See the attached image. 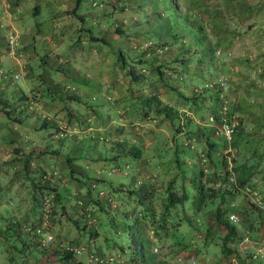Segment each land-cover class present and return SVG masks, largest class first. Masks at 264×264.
Masks as SVG:
<instances>
[{
    "label": "rangeland",
    "instance_id": "1",
    "mask_svg": "<svg viewBox=\"0 0 264 264\" xmlns=\"http://www.w3.org/2000/svg\"><path fill=\"white\" fill-rule=\"evenodd\" d=\"M99 1L102 0H95V2ZM113 1L117 2L119 5L121 2H124V4H130L129 14L131 18L129 21H131V23L142 21V26H140L139 23V26L131 24L130 26L128 25L127 27L122 28V32L114 33L113 28L115 24L113 22L117 23V20L122 16L120 13L121 9H116L112 15L109 14L105 18H101V22L104 24V29L108 28L110 24H113V28H111V26L110 28L116 36L118 34L116 39L118 38L119 40L124 41L125 45H127V54L124 55L125 60L132 66L135 72H138L140 68H144V71L142 72L145 76L138 82L137 80H132L131 75L127 73V66L120 68L114 59H112L109 51L107 58H104L105 55L102 58H99V70L97 75L92 78V81H96V83H94L92 89L91 87H86L89 91L85 97L83 96L84 101L69 102L72 104L74 110H81L80 113L83 117L82 121L86 123V126L83 127L84 122L79 123V121L76 120L75 123H73L74 126L71 128L66 127V125L63 126L64 124L62 125V127H65L67 130L65 131V134L61 133L62 135L60 134L61 136H59V138L54 137V141H50V139L47 138L48 145L51 148L55 147L60 156H67L68 154V157H70L72 152L75 153L81 151L80 155L76 153L78 158L77 156H72V162L76 163L77 166L72 165L71 168L75 171L77 170L76 172H79L77 175L85 177V179H83L89 183L91 180L87 177H90L93 173L97 174L100 178L98 182L92 181L93 185L90 184L89 187H87V185L81 183L82 181L79 182L75 180L69 172V166H65L62 163L53 167L55 173V178L53 177V180L56 181V183L54 182L56 184L55 189H57V192L61 197L55 196V194H52L53 192L50 191L52 193L48 194L40 202V209L42 211L39 215L18 214V209L20 212L24 209L29 210L28 207L31 205L30 195L33 191L29 187L31 184L30 181L34 179L37 180L39 177L35 176L34 173L30 174V176L28 175V177H22L20 172L17 173V175L15 171L13 172V166L6 165L4 167V169L7 170V173L0 174V264H14L18 259L16 249L13 248L17 241L13 238L12 232L6 228L8 221L15 216L20 219L19 222H21V224L24 223V225L28 226L36 221L35 226L38 232V237L35 238L39 239L40 245L48 248V251L44 252L42 255H39V252L35 249L30 251L25 249L26 258H24L20 264H65L57 259V252H61L63 247L78 249L77 251L72 249L75 254L66 264H128L126 263V259L129 255V249L126 246L128 236L127 233L124 232L127 225L126 221L130 217L133 218L135 214L139 213L140 205L137 204L135 195L132 194L128 196L123 189L120 190L113 187L120 184L122 188L133 189L134 193L139 189L149 191L151 188L160 191L168 177H170L175 170L171 164L170 155L175 143H179L178 141H180L183 143L182 145H189L188 149L193 153L192 155H196L195 151H201L203 153L205 151L204 144H201V141L204 140L202 134H185V127L182 128L181 126L182 132H177L174 134V137H171L168 125L165 124L162 115H157L155 110L151 108L152 103H149L150 107L146 109L147 115H143L135 108L138 107L140 103H133L136 99H132L131 101L128 97V92L129 95L136 97L139 93H143L146 96L151 94L152 91H156V93H159V96L163 101L166 103H172L171 101H173L174 97L172 96L174 95V92L171 87H179L180 89H178V91H183L185 94L191 95V90L195 89V85L199 83V80L196 78L194 79L193 75L196 74L200 67H197L196 65L197 69L194 74L192 73L195 69L193 60L194 56L192 54L188 55L192 57L191 61L187 63L188 71L190 73L188 79H185V77L181 79L178 77L179 79H177L176 75H171V70L166 69L164 65L172 59L173 54L175 53H178V57H182L185 50V48L182 49V47L188 46L192 48L197 42H199L195 37L199 33L201 34L203 31L202 29L206 26L203 19V14L206 13L202 7L203 4H199V0H165L166 3L164 0ZM209 3L206 5H210V8L213 7L218 10L217 6L222 2L221 0H209ZM97 4L98 3H96V5H90L88 0H81L77 10L78 12L85 10L86 8L97 10ZM9 5L10 3L7 1H4L3 4L0 3V13L1 11H5ZM121 7L124 8V6ZM158 12L160 13V16H157ZM158 17L164 18V20L161 21L160 26L162 27V34L166 36L165 38L154 36L156 34L155 30H159V28L154 26L156 22L158 23ZM167 17H169L170 20L167 19ZM144 19H147V21ZM65 20L66 21L63 24L64 33L62 39L64 43H67L70 41L72 34L75 33L76 25L80 24V22L77 18L72 16H67V19L65 18ZM83 21L92 32L98 34V27L97 25H94L95 23H93L89 16H84ZM199 23L201 24L200 30L199 28H196ZM233 23L236 24L235 22H231L230 26L234 29L235 26H233ZM215 24L216 23L212 22V27ZM191 27H194L197 30L189 32V28ZM80 28L83 29L81 26ZM53 29H55L54 31L58 29L61 30V26L56 27L55 24H53ZM146 31H148L147 34ZM10 34L11 33H7L6 37ZM145 34L154 39L153 42L148 43L147 46L144 45ZM38 37L39 35L34 34L35 48L37 52L39 51V47L36 45L40 41ZM116 39L108 38L106 41L107 46L112 49L114 46H118L119 44L116 43ZM172 39H176L180 46H175L174 49H170L169 46H171ZM74 41L75 40H73L67 47L66 44L63 43L61 52L71 56L68 51L72 47ZM157 43H162V47L160 48V45ZM97 46H99V50L101 51L107 49L101 42H98ZM154 46H156V48ZM144 48L146 50H152L153 53L145 56ZM154 49L157 50L155 51ZM123 54L125 53L123 52ZM185 54L187 55V52H185ZM216 54H218L221 59H224V61L225 59L227 60L230 58L229 55L231 56V54L223 56L220 52H216ZM98 55L99 53L97 56ZM225 64L228 65L224 62V65ZM31 65L35 78H32L29 84H36L38 82L36 78L38 72H41L42 74L46 72V74L53 78H55V75L61 74L58 70L46 67V70H42V67L40 68V66H38L37 56L33 57ZM201 66L204 67L206 64H201ZM78 67L81 68L79 65ZM159 69L162 70V79L159 78L157 72ZM213 70L218 75L222 74L221 72L219 73L220 70L218 69L217 64L214 66ZM235 71L236 69L232 65L230 68V74L233 75V78L236 77ZM11 72L12 71L7 68L2 74H4L9 82H14L16 76ZM93 74L95 75L96 72L94 71ZM184 74H186V72H184L183 75ZM205 74L211 83L214 81L218 82L219 78H214L212 73ZM112 76L114 83L111 85L106 84L105 82L110 77L112 79ZM95 77H98V79L96 80ZM145 77L148 80H152V84H149L148 81H143ZM176 79L178 82H176ZM66 84L74 87L77 96H82L78 91V87H81L78 82L75 83L74 81L66 80ZM221 88L222 93L220 96V105L225 103L227 109L229 107V100L226 91L229 90L227 86H221ZM44 97V99H46V96ZM83 102L94 104L99 103L100 105L95 107V112H92L89 108H86ZM173 102L175 104H180L179 100H174ZM130 103L133 104V107L130 106ZM201 104L203 105V108L200 112L193 115L194 124H198V126L211 125L215 128L218 121L213 120L211 116V107L213 103L208 100L201 101ZM111 108H117L120 114H118L116 110L112 111ZM183 109L185 113L190 114L193 112L186 106H184ZM109 116H112L113 118H110ZM180 117L181 119L179 121L185 126L184 116L180 114ZM234 118V127H240L244 119H239L235 115ZM205 120L208 124H204ZM66 124H68V122H66ZM87 126L92 127L91 130L89 129L91 133L82 132ZM198 129H200V127L195 126V130L197 131ZM48 131L49 129L47 128H40L37 129L36 133L41 135ZM94 131L98 132L95 133ZM81 136H84L85 138L78 141V138ZM213 136L216 140H221L220 135L215 136V134H213ZM65 137L69 138L67 140L68 144H71V146L75 145L72 151L70 146H64L63 148V146L58 144V139L61 140L63 138L64 140ZM115 140L125 141L126 144L120 146L121 149L116 148L113 146ZM134 140H137L141 147L139 157L136 159L124 157L125 154L121 151H125L127 149L126 145L133 143ZM189 140H191V142ZM225 141L228 142L229 140L225 139ZM155 142L159 145L160 150L163 151L162 158H160L156 164H154V161H156L158 155L151 150L153 149V145L156 144ZM260 144L262 146L263 142ZM37 145L40 144L37 143ZM82 145L83 148L79 150V147ZM190 146L192 147L190 148ZM225 149H222L224 153H226ZM113 152L118 156L117 159L119 163H115L112 160H104L101 157H109ZM83 156H91L89 159L90 165L88 167L84 166L86 158L83 159ZM215 157L216 155L214 158ZM230 157L231 156L228 155L226 156V159H229ZM72 158L70 157V159ZM54 159V156L47 159L50 166H53ZM38 162L40 164L42 161L38 160ZM78 165L84 168L78 170ZM228 165H230V163H228ZM185 167L188 170V165ZM96 169H98V171H96ZM11 175L18 178L16 181H12L10 186L9 179ZM251 182L256 184L255 189L251 190V192H254L257 198L261 200H259V203L256 202V205H262L264 213V177H260L259 175L258 177H252ZM18 197L20 198L18 199ZM246 197L247 195L242 196L244 199H246ZM95 199L98 201L95 202ZM152 200L155 211H158L160 209L159 200ZM240 200L241 194H237L234 196L233 203L236 204L237 201ZM18 201V204L21 207L17 205ZM7 203H9V205ZM231 211L235 214V219L231 221H240L238 212L235 210ZM203 216L205 223L209 225L211 219L210 209L204 210ZM73 219L77 220V225L73 223ZM261 220L263 222L257 224L254 231L252 227H244L241 241L237 244V249L243 259L242 263L235 254H224L220 251L218 240L220 238L219 235L223 232L219 231L220 234H218L213 226H211L207 232L210 236L209 241L205 243L206 246H204V248L201 246L202 252L199 254H197L195 248H191L188 243L184 247H173L172 249L167 246V242H163L156 251L161 257H163L165 253L171 255V258H168L171 264H264V215ZM249 221V219L245 220V222ZM81 225H83L84 228L81 229ZM183 226H185V232L183 233L182 240L188 241L189 238L190 240H201V236L204 234L203 230H197L194 232L195 229L192 225ZM89 233L95 234L90 235ZM104 235H106L107 238H105ZM118 245H123L125 251L122 252ZM5 247L8 248L9 254L12 255L11 260H8L6 257L7 251ZM50 249L51 251H49ZM244 250L245 252H243Z\"/></svg>",
    "mask_w": 264,
    "mask_h": 264
},
{
    "label": "crops",
    "instance_id": "2",
    "mask_svg": "<svg viewBox=\"0 0 264 264\" xmlns=\"http://www.w3.org/2000/svg\"><path fill=\"white\" fill-rule=\"evenodd\" d=\"M4 1L9 2L10 5L6 10L4 9L5 11H1L0 13V174L7 173L4 167L6 165H11L16 175L20 172L22 175H19L22 177H28V175L24 174L22 159L23 155L28 153L29 150L41 153L40 156H36V159L42 161V168H48L50 166L47 159L52 156L55 157L54 166H58L62 163L69 167L72 165L77 166L76 163L72 162L73 158L67 162L66 159H64L66 156H60L59 152H51V149L56 148H51L48 145L47 138H49L50 141H54L53 138H59V136H61L60 133L65 134L67 129L62 127L63 124L65 125V123L68 122L66 127L71 128L74 126L73 123H75L74 118L68 120L63 112L61 99L58 98L59 88L62 82L66 80H71L75 83L78 82L81 86L78 87V91L82 94V96L78 97L84 101L83 96L85 97L89 91L86 87H91L92 89V86L96 83V81H92V78L97 75L99 70V58H102L104 55V58H107L109 51L114 61L115 55L119 53H121V55L127 54V45H125L124 41L118 38L116 39L118 34L116 36L113 33L114 31L112 32L111 30L113 24H110L111 28L108 26V28L104 29L101 18H105L109 14L112 15L118 7L124 6V8L120 10L122 16L117 20V23L113 22L114 24L119 25L121 28H125L131 24L139 26L138 23L142 26V21L131 23V21H129L131 18L129 14L130 4L121 2L119 5L113 0L96 2L98 3L97 10L86 8L80 12H78L77 9L81 0L77 2L74 12L71 11V8L75 5L74 0H0V3L3 4ZM93 1L95 2V0H88V3L91 5ZM164 2L166 3L165 0ZM221 2L222 3L217 6V10L213 7V9L210 8V5H206L209 3V0H199V4H203L202 7L206 12L203 14L206 26L202 29V33H199L195 37L202 41L197 42L192 49H196L195 55L200 56L202 54L203 63L197 62V57L196 62H194L195 69L192 73L194 74L199 66L203 69L204 76L202 75L201 78L199 77L200 79H197L196 76L193 75L194 79L196 78L199 80V84L195 85L194 88L198 90L204 85L208 86L212 84L205 73H212L214 78L224 79L226 81L225 86H227L229 90L226 91L229 105H231L232 111L239 119H244L240 125L242 126L241 130L243 136L250 138V135H253V137H256L259 134H264V0H221ZM76 14H80V17H77ZM67 16L77 18L80 22L78 25L83 27L79 33V38L76 39L77 33L72 34L69 41L70 43H64L62 39L64 33L63 24ZM84 16H89L93 23H95L94 25H97L98 34L92 32L90 28L84 24ZM158 19L159 22H156L154 26L159 28V30H157L154 36L165 38L166 36L162 34V27L160 26L164 18L158 17ZM167 19L170 20L168 17ZM145 21H147V19ZM212 22L216 23L213 27ZM231 22L236 23H233V26H235L234 29L230 26ZM53 24H55L56 27L61 26V30L58 29L54 31ZM7 33H11L15 39L10 45L13 50L12 53L9 51L6 42ZM90 33L101 36L103 41L90 40L88 38V34ZM34 34L39 35L38 38L40 41L36 45L39 47L38 52L35 48ZM145 37V46L154 40L147 35ZM108 38L116 39V43L119 45L114 46L113 49L109 48L106 44ZM73 40L75 41L72 47L69 51L67 50L71 56L62 53V44H66L67 47ZM98 42L103 43L107 49H104V51L99 50V46H97ZM175 46L180 45L176 39H172L169 48L174 49ZM154 47L156 48V46ZM183 48L191 49V47L188 46L182 47V49ZM154 50L156 51L157 49ZM123 52L125 54H123ZM144 52L145 56L153 53L152 50H146L145 48ZM216 52H220L223 56L229 54H231V56L229 55L230 58L224 61ZM98 53L99 55L97 56ZM188 53L189 51H187V54ZM35 56H37L38 66H40V68L42 67V70L46 67L58 70L61 74L55 75V78H53L46 74V72L43 74L38 72L36 77L38 82L36 84H29L31 79L35 78L31 65L33 57ZM188 62L190 61L187 59V63ZM224 62L228 65H224ZM201 64H206V66L202 67ZM216 64L220 70L219 73H222L220 75L213 70ZM78 65L81 68H79ZM232 65L236 69V77L234 78L233 75L230 74ZM7 68L12 71L11 73L13 75L15 73L17 74L14 78V82H9L4 74H2ZM94 71L96 72L95 75L93 74ZM140 71H144V68H142V70L140 68ZM171 75H176L177 79L184 77L188 79L190 73L188 72L183 75L181 71L178 74L177 72L171 71ZM144 76V73L139 76V81ZM95 78L96 80L98 79V77ZM177 79L176 82H178ZM143 81H148L149 84H152V80H148L146 77ZM105 83L108 85L113 84V76L112 79L110 77ZM177 88L180 89L179 87ZM172 91L174 92L173 89ZM62 92L65 91L62 90ZM32 93L35 95H31ZM154 93L157 98L161 99L159 93L152 91V94ZM44 96H46V99H44ZM172 97H174L173 101L178 99V95H176L175 92ZM173 101L171 102L174 103ZM203 101L208 100L204 99ZM83 104L86 108H92L90 111L94 112L95 107L100 105L99 103L94 104L90 102H84ZM176 106L179 110L184 108L183 104H176ZM111 110H116L118 112L117 108H111ZM192 111L190 115L194 121L193 115L200 111ZM80 112L81 110L79 112L77 111L75 116L82 117ZM42 114H46L47 118H42ZM109 117L113 118L112 116ZM45 119H47L46 122H42ZM80 122L83 123L84 121H79V123ZM43 123H45V125ZM206 123L207 121L205 120L204 124ZM85 126L86 123L84 122L83 127ZM40 128H47L49 131L39 135L36 131ZM91 128V126H87L85 128L86 130L84 129L82 132L91 133ZM94 132L97 133L98 131ZM243 136L241 137L242 142ZM84 138V136H81L78 138V141ZM68 139V137H65L64 140L63 138L61 140L58 139L57 142L60 146H63V148L64 146H70L72 151L75 145L71 146V144H68ZM214 139L216 138L214 137ZM37 143L40 145H37ZM82 148L83 145L79 147V150ZM225 150L229 151L230 153L228 155L231 156L235 151V147H231L227 143ZM76 153L80 155L81 151L72 152L70 157H76ZM67 156L69 155L67 154ZM90 157L91 156H83V159L86 158L84 166L88 167L90 165ZM34 162V159L30 160L31 164ZM227 162L230 163V159H227ZM82 168L84 167L78 165V170ZM30 169L32 170L31 167ZM96 171H98V169H96ZM263 172L264 171H262V174ZM262 177H264V175H262ZM17 178L18 177L11 175L9 179L10 186L12 181H16ZM19 198L20 197H18V199ZM18 203L19 201L17 205L20 206ZM7 204L9 205V203ZM29 211L28 209H24L21 212L19 209L17 210L18 214H27Z\"/></svg>",
    "mask_w": 264,
    "mask_h": 264
},
{
    "label": "trees",
    "instance_id": "3",
    "mask_svg": "<svg viewBox=\"0 0 264 264\" xmlns=\"http://www.w3.org/2000/svg\"><path fill=\"white\" fill-rule=\"evenodd\" d=\"M74 1L75 5L71 8L72 12L75 11L76 4L79 0ZM92 3L96 4L94 1ZM121 8V6L118 7V9ZM159 14L160 13L158 12L157 16H160ZM76 16L80 17V14H76ZM200 26L201 24L199 23L196 28H199L200 30ZM196 28L191 27L189 28V31L194 32L197 30ZM75 29L77 39L79 38V30L81 31L82 29L79 25H76ZM113 31L114 33H120L122 32V28L115 24ZM155 31L157 32V30ZM147 32L148 31H146V34ZM88 38L90 40L103 41L101 36L93 35L91 33L88 34ZM196 39L198 41H202L201 39ZM157 44L162 47V43ZM195 50V48H185L182 57H178V53L173 54L172 59H170L164 66L173 72H189L187 59L188 61H191L192 58L191 56H188L189 54L194 56V62H196L198 57L197 62L203 63V57H201L202 54L200 56L195 55ZM187 51H189V53L186 55L185 52ZM115 62L120 68L127 66V73L131 75L132 80H137L138 82L139 76L143 75V72L140 70L135 72L132 66L125 60L124 55H121V53L115 55ZM157 72L159 78L162 79V70L159 69ZM202 75L203 69L200 68L196 72L195 76L197 79H200ZM171 88L174 90L175 94L178 95L177 100L182 102L180 104H183V106H186L194 111H200L203 108L201 101L204 99L210 100L213 103L211 107V116L213 120H219V106L221 102L220 96L222 88L217 81H214L208 86L204 85L198 90H191V95L185 94L183 91H178L177 87ZM59 89L58 98L61 99L60 101L62 103L63 112L67 116V119L72 120L74 118V122L76 120L82 121L83 117H76L75 115L77 111L74 110L72 108V104L69 103L70 101H82L76 95L74 87L66 84L65 81L62 82ZM62 90L65 92H62ZM31 95L34 96L35 94L32 93ZM128 97L131 101L132 99H136L133 103H140L138 107L135 108L143 115H147L146 109L150 107L149 103H152L151 108L155 110L157 115H162L165 124L168 125L171 137H174V134L177 132H182L181 126L182 128L185 127V134H202L204 136V140L201 141V144H204L205 151L204 153L201 151H195L196 155H192L193 153L190 149H188L189 145H182L183 143L180 141H178L179 143H175L173 150L170 153L171 164L175 170L172 175L168 177L160 191H156L155 188H151L149 191L139 189L135 192L137 194H135L133 189L122 188L120 184L113 187L115 189H123L128 196L132 194L135 195L137 204L140 205L139 213L135 214L133 218L130 217L126 221L127 225L124 232H126L128 236L126 246L129 249V255L126 259V263L171 264L168 260V258H171V255L165 253L164 256L161 257L156 251V249L159 248L163 242H167V246L172 249L173 247H184L188 243L190 244V247L195 248L197 254H199L202 252L201 246L204 248V246H206L205 243L209 241L210 236L207 232L211 226H213L218 234H220L219 231L223 232L219 235L220 238L218 240L220 251L224 254H235L242 263L243 259L237 249V244L241 241L244 227H252L254 231L256 225L263 222L261 220L264 215L262 205H256V201L252 200L249 195V190H254L256 187V184L251 182L252 177H258V175L262 177L263 175L264 134H259L256 137L250 135V138H247L243 136L241 126H235L233 127V131L228 142H226L222 136L221 140L218 141L214 139L213 132L215 128H213V126L195 125L193 118L189 113H185L184 110L179 111L175 103H166L161 101V99L157 98L155 93H151L146 96L143 93H139L136 97H134L129 95L128 92ZM130 104V106L133 107V104ZM90 110H92V108H90ZM227 113L229 116L232 114L237 116L232 111L231 105L227 108ZM118 114L120 113L118 112ZM180 114L184 116L185 126H183V123L179 121L181 119ZM42 118H47L46 114H42ZM46 120L47 119L42 122H46ZM43 124L45 125V123ZM195 126L200 127V129L196 131ZM242 136L244 137L243 142L241 141ZM189 141L191 142V140ZM261 142H263L262 146L260 144ZM227 143L231 147H235L233 155L229 158L231 161L230 165H228L226 159V156L230 152L225 151L226 153H224L222 150L227 147ZM125 144V141L122 140H115L113 142V146L120 149V146ZM126 146L127 149L125 151H121L125 154V156L123 155L124 157H129L131 159L139 157L141 147L137 140H134L133 143H129ZM191 147L192 146H190V148ZM151 150L158 155L156 157V161H154V164H156L157 161L162 158L163 151L160 150L157 143L153 145V149ZM51 152L58 153V150L51 149ZM40 154L41 153L29 150L28 153L23 155L22 159L24 174L30 176L33 172L35 176L39 177L37 180H31V184L29 186L33 191L30 195L31 206L29 207V210L31 212L29 211L27 214L32 215L40 214L42 211L40 209V202L48 194L53 192L52 194H55V196H60L57 189H55L56 181L53 180V177L55 178L53 169V167H55V163L53 162V166H49L48 168H42V164H39L36 159L40 156ZM214 154L216 155L215 158ZM101 157L104 160H112L115 163H119L117 159L118 156L114 152L111 153L109 157ZM31 159L35 160L32 164L30 163ZM64 159H66L67 162L71 160L68 156ZM186 165H188V170L185 167ZM76 171L69 167V172L72 174L73 178L79 182L82 181L81 183L87 185V187H89L90 184L93 185L92 181L98 182L100 180L98 175L93 173L90 177H87L92 182L89 183L84 180L85 177L77 175L79 172ZM243 188H247L248 190L243 191ZM237 194H241V200L234 204L233 199ZM243 195H247L246 199L242 198ZM152 199L159 200L160 209L158 211H155ZM97 201L98 200L95 199V202ZM206 209H210L211 214L209 225L205 223L203 216L204 210ZM231 210L238 212L240 221L235 222L228 218V215L232 212ZM248 219L250 221L245 222V220ZM19 220L20 219L15 216L6 224V228L12 232L13 238L17 241V243L13 246V248L16 249V254L18 256V259L14 262V264H20L24 258H26L25 249L27 251L35 249L39 252V255L48 251V248L40 245L39 239H36L38 237V232L35 226L36 221L28 226L24 225V223L21 224ZM73 223L76 225L78 224L76 219H73ZM183 225H192L195 229L194 232L197 230H203L204 234L201 236V240H190V238L188 241L182 240L184 235L183 233L185 232V226ZM82 228H84L83 225H81V229ZM89 234L94 235L95 233ZM104 237L107 238L106 235H104ZM118 247L122 250V252L125 251L123 245H118ZM5 249L7 251V259L11 260L12 255L9 254L8 248L5 247ZM49 251H51V249ZM243 252H245V250ZM57 253V259L65 264L68 263L75 254L72 249L66 247H63L61 252Z\"/></svg>",
    "mask_w": 264,
    "mask_h": 264
},
{
    "label": "built area",
    "instance_id": "4",
    "mask_svg": "<svg viewBox=\"0 0 264 264\" xmlns=\"http://www.w3.org/2000/svg\"><path fill=\"white\" fill-rule=\"evenodd\" d=\"M6 40H7L8 49L12 53L13 50H12L10 45L15 40L13 35L12 34L8 35ZM14 75L17 76L16 73ZM218 83L222 87L226 85V81L224 79H221V78L218 79ZM219 116L220 117H219L218 123H217V125L215 127L214 134L215 135H220L224 139L229 140L230 137H231L232 131H233L235 118H234V115H230V116L228 115L225 103H222L220 105ZM247 190H248L247 188H243V191H247ZM249 195L251 196L252 200H255L256 202L259 203V199L257 198V196L255 195L254 192H251L249 190ZM228 218L230 220H234L235 219V214L231 212L228 215ZM71 249H73V248H71ZM73 250L77 251L78 249L74 248Z\"/></svg>",
    "mask_w": 264,
    "mask_h": 264
}]
</instances>
